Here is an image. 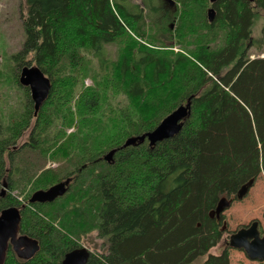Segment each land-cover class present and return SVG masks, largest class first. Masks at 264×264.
Returning <instances> with one entry per match:
<instances>
[{
  "label": "trees",
  "instance_id": "trees-1",
  "mask_svg": "<svg viewBox=\"0 0 264 264\" xmlns=\"http://www.w3.org/2000/svg\"><path fill=\"white\" fill-rule=\"evenodd\" d=\"M162 1L155 20L121 0H26L13 77L21 85L22 67L36 66L51 89L34 114L22 86V110L3 129L0 211L18 207L39 250L23 260L9 247L4 264H59L92 231L101 251L89 264H230L224 211L264 175V56L249 53L264 0H210L211 22L207 0ZM188 99L178 134L120 147ZM67 178L62 196L28 202Z\"/></svg>",
  "mask_w": 264,
  "mask_h": 264
},
{
  "label": "rangeland",
  "instance_id": "rangeland-1",
  "mask_svg": "<svg viewBox=\"0 0 264 264\" xmlns=\"http://www.w3.org/2000/svg\"><path fill=\"white\" fill-rule=\"evenodd\" d=\"M124 4H138L145 9L149 17L160 20L163 11L162 0H121ZM206 9L212 8L211 1L205 3ZM146 7V8H145ZM26 13V0H0V138L4 136V127L9 121L15 119L18 112L22 110L25 98L23 95V87L15 82L13 71L16 62L13 58L14 54L21 50L24 41L23 15ZM150 27V26H149ZM174 27V26H173ZM154 33V32H153ZM252 41L254 46L249 48L251 57L264 56V10L257 11L252 27ZM165 49L174 52H185L177 43H169L167 39L164 42ZM109 49H115L114 45ZM85 85L91 84L89 79L84 81ZM120 104L125 101L120 100ZM33 120L30 126L22 133L17 140L16 146L24 144L30 137ZM74 128H68L66 131L71 132ZM25 156L30 157V150L25 151ZM57 167L58 163L48 160L45 167ZM3 188V187H2ZM2 190V189H1ZM8 189L5 188V192ZM16 194V191L11 192ZM18 200L24 202L22 197ZM228 200L224 201L222 206L226 205ZM225 222L228 232L234 233L233 230L243 228V225L249 224L253 220H258L264 229V175L258 177L254 185L243 199L236 200L231 206L224 211ZM237 231V230H236ZM80 244L90 251H101V240L97 237L96 231H92L85 235ZM217 250V247L213 251ZM230 264H264V260H250L243 251L237 249H229Z\"/></svg>",
  "mask_w": 264,
  "mask_h": 264
},
{
  "label": "water",
  "instance_id": "water-1",
  "mask_svg": "<svg viewBox=\"0 0 264 264\" xmlns=\"http://www.w3.org/2000/svg\"><path fill=\"white\" fill-rule=\"evenodd\" d=\"M214 10L208 9V20H213ZM19 83L28 87L30 97L33 101L34 114L39 110L49 95L51 83L48 77L36 66H24L21 69ZM190 99L186 103L179 105L172 112L166 115L160 123L151 131L144 132L138 136H131L125 139L120 146L125 148L136 144L148 142L149 146H154L157 142L173 137L178 134L182 128L184 120L190 114ZM118 148H113L103 155V160L112 162L113 156ZM70 178L57 182L46 189L34 191L28 199L30 203L52 202L57 197L62 196L68 189ZM248 186H243L239 192V198H242L248 191ZM5 193V185L1 190V195ZM222 200L217 212L225 206ZM21 212L16 206H9L0 211V264H4L7 250L9 247L13 250L19 259H31L39 250L37 239L22 234L20 232ZM229 246L232 249L241 250L250 260H264V234L260 235L258 222H252L248 227H243L231 234ZM90 250L84 246L77 247L64 254L59 264H89Z\"/></svg>",
  "mask_w": 264,
  "mask_h": 264
},
{
  "label": "flooded vegetation",
  "instance_id": "flooded-vegetation-1",
  "mask_svg": "<svg viewBox=\"0 0 264 264\" xmlns=\"http://www.w3.org/2000/svg\"><path fill=\"white\" fill-rule=\"evenodd\" d=\"M165 8L166 9H174L173 2L170 1V0H168V2L165 3ZM170 13L172 14V12H168V14H170ZM250 224H251V222H250ZM250 224H248L246 227H248ZM258 229H259L260 235L264 234V229L261 227V225L259 224V222H258Z\"/></svg>",
  "mask_w": 264,
  "mask_h": 264
}]
</instances>
